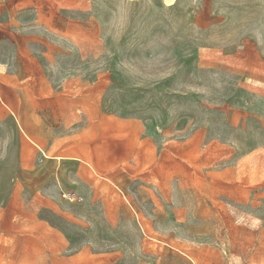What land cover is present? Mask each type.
Wrapping results in <instances>:
<instances>
[{
  "label": "rangeland",
  "instance_id": "obj_1",
  "mask_svg": "<svg viewBox=\"0 0 264 264\" xmlns=\"http://www.w3.org/2000/svg\"><path fill=\"white\" fill-rule=\"evenodd\" d=\"M25 10L29 51L0 45V264H264V0Z\"/></svg>",
  "mask_w": 264,
  "mask_h": 264
},
{
  "label": "crops",
  "instance_id": "obj_2",
  "mask_svg": "<svg viewBox=\"0 0 264 264\" xmlns=\"http://www.w3.org/2000/svg\"><path fill=\"white\" fill-rule=\"evenodd\" d=\"M36 6V0H0V45L6 44L8 46L14 47L18 49L17 40L14 42L9 39L15 38L18 36L21 37V42H24V36L26 35V41L23 44V47L29 51V26L30 23H26L22 20V15L26 7ZM6 57L0 58V71H4L6 69ZM13 113V112H12ZM14 119L18 123L17 116L13 113ZM18 120V121H17ZM20 123V122H19ZM18 123V125H19ZM21 126V124H20ZM21 131L22 127H21ZM51 157V156H50ZM59 162L64 159L81 161L80 158L72 157V156H60L56 155V157H51ZM264 229V228H262ZM264 257V255H263ZM190 259V258H189ZM192 260V259H190ZM194 261V260H192ZM195 262V261H194ZM196 263V262H195ZM197 264V263H196Z\"/></svg>",
  "mask_w": 264,
  "mask_h": 264
},
{
  "label": "bare ground",
  "instance_id": "obj_3",
  "mask_svg": "<svg viewBox=\"0 0 264 264\" xmlns=\"http://www.w3.org/2000/svg\"><path fill=\"white\" fill-rule=\"evenodd\" d=\"M163 3L166 6H171V5H174L176 3V0H163Z\"/></svg>",
  "mask_w": 264,
  "mask_h": 264
},
{
  "label": "built area",
  "instance_id": "obj_4",
  "mask_svg": "<svg viewBox=\"0 0 264 264\" xmlns=\"http://www.w3.org/2000/svg\"><path fill=\"white\" fill-rule=\"evenodd\" d=\"M190 264H196L194 261L190 260Z\"/></svg>",
  "mask_w": 264,
  "mask_h": 264
}]
</instances>
